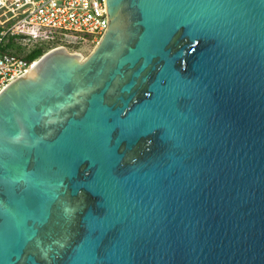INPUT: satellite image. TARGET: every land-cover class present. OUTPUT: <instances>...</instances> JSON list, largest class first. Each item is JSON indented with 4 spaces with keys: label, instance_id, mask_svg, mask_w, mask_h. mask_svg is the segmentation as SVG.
Returning a JSON list of instances; mask_svg holds the SVG:
<instances>
[{
    "label": "water",
    "instance_id": "obj_1",
    "mask_svg": "<svg viewBox=\"0 0 264 264\" xmlns=\"http://www.w3.org/2000/svg\"><path fill=\"white\" fill-rule=\"evenodd\" d=\"M0 91V264H264V0H105Z\"/></svg>",
    "mask_w": 264,
    "mask_h": 264
},
{
    "label": "built area",
    "instance_id": "obj_2",
    "mask_svg": "<svg viewBox=\"0 0 264 264\" xmlns=\"http://www.w3.org/2000/svg\"><path fill=\"white\" fill-rule=\"evenodd\" d=\"M108 24L105 0H0V91L37 61L6 50L9 39L26 51L60 39L94 47Z\"/></svg>",
    "mask_w": 264,
    "mask_h": 264
},
{
    "label": "trees",
    "instance_id": "obj_3",
    "mask_svg": "<svg viewBox=\"0 0 264 264\" xmlns=\"http://www.w3.org/2000/svg\"><path fill=\"white\" fill-rule=\"evenodd\" d=\"M53 47H55V46H53V45L47 46L46 44H42V45L35 46L34 48L30 49L29 51H26V49L22 48L20 45H18L14 39H9L8 44H7L5 49L10 51V52H13L15 54L24 56V58L27 59L28 62H33L35 60H38L48 50H50Z\"/></svg>",
    "mask_w": 264,
    "mask_h": 264
},
{
    "label": "rangeland",
    "instance_id": "obj_4",
    "mask_svg": "<svg viewBox=\"0 0 264 264\" xmlns=\"http://www.w3.org/2000/svg\"><path fill=\"white\" fill-rule=\"evenodd\" d=\"M46 43H47V46L49 45L51 46L53 45L55 47L63 46L66 48V50L69 53H78L84 58L87 57L96 47V46L93 47V46L87 45L86 43L82 44V43L68 41L66 39L50 40V41H46L44 44Z\"/></svg>",
    "mask_w": 264,
    "mask_h": 264
}]
</instances>
